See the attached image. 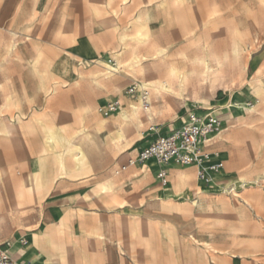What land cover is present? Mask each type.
Instances as JSON below:
<instances>
[{
	"label": "rangeland",
	"instance_id": "1",
	"mask_svg": "<svg viewBox=\"0 0 264 264\" xmlns=\"http://www.w3.org/2000/svg\"><path fill=\"white\" fill-rule=\"evenodd\" d=\"M136 19L149 24L144 42L133 39ZM132 55L147 57L143 74ZM100 59L118 68L109 74ZM169 66L185 72L183 83ZM133 82L148 83L149 91L135 115L126 109L131 101L140 105L137 92L126 93ZM261 83L264 0H0V240L52 228L53 243H43L34 258L48 264H264V92L255 95ZM115 99L118 111H97ZM235 100L247 103L243 112L220 109ZM120 110L130 126L119 140L96 134L99 152L90 163L71 167L57 182L26 181L44 153L36 117L70 138L100 123L113 132ZM191 112H213L231 131L213 146L224 161L217 183L255 181L239 184L234 197L197 181L194 166L170 167L167 191L156 172L146 165L140 172V149ZM7 120L18 123L10 134ZM44 172L51 176L50 161ZM182 189L188 200L178 210L156 200L162 191L181 202ZM102 220L111 221L109 235L119 247L103 241L104 228L90 235Z\"/></svg>",
	"mask_w": 264,
	"mask_h": 264
},
{
	"label": "bare ground",
	"instance_id": "2",
	"mask_svg": "<svg viewBox=\"0 0 264 264\" xmlns=\"http://www.w3.org/2000/svg\"><path fill=\"white\" fill-rule=\"evenodd\" d=\"M177 1L180 3L185 2V0H177ZM161 5H164V1L161 2ZM133 24H134L133 26H136V31H135V35H134L133 39L139 43L146 41V39H148L149 35H150L148 22L136 19L133 21ZM120 49L123 50L122 47ZM160 50H162V49L158 48L157 52ZM146 58H147L146 56H142V59L139 58L138 55L133 56V59H134L133 61L135 62L134 67L136 66V67L140 68L138 71L142 74H143V67H141V66L143 65V62H145L147 60ZM37 59L33 60V64L36 63ZM154 59H155V57H154ZM96 63L103 66L104 69L106 70V72L109 74L112 71H114L116 68H118L117 66H114V64H112L111 62L104 61L102 59L98 60V62L96 61ZM128 64H129V62H128ZM129 69L132 70L133 67L130 66ZM169 71L173 75V77H175L178 80V83L184 82V79H185V72L184 71H182V70H180L174 66H169ZM122 72L123 71H118L116 73L121 75ZM108 77H110V76H106L105 78H108ZM161 84H162V90L168 89L165 81ZM147 85H148V83H144V82H138V84H137V90H136L137 95H138L137 100L139 101L140 105H138L132 101L126 103V109H130L132 112V115H135L136 112H138L139 109H141V106L145 107V103H144L143 96H142V90L144 88H148ZM260 85H261V90L259 92H255L256 96H258L262 92H264V84L261 83ZM138 88H139V90H138ZM162 90H159V92H161ZM162 93L163 92H161L160 94H162ZM12 95L11 94L7 95V97H6L7 103H9L11 101ZM247 106H248L247 103H245L244 101L235 100V101H229L225 105H221L220 109L227 108L228 112H226V113L230 114V113H233V111L243 112ZM118 110H119V107L116 108L115 112ZM223 113H225V112H223ZM118 120H119V124H117V122H116L117 120L112 121V125L114 128L113 132L107 131L106 124L100 123L97 126L93 127V130H89L86 127H82L75 135L68 138L67 136L64 135L63 131L59 127H57V126H54L52 128L47 127L40 118L36 117V122L42 127V130H43V141H44L43 151H44V153L35 157V159L33 161V168L27 174L26 181L32 180L33 182H35V184L42 182L43 179L55 181L57 178H61L62 176H64L70 170L71 167L73 169H79L81 165H84V164L87 165L88 163L91 162L92 155L94 153L99 152V145H98V142L96 140V134H100L101 132H103L104 137H105L104 139L111 138V139H118L119 140L122 136L121 130L127 129L130 126L131 122H130L129 118L123 114L122 110H120V112L118 113ZM187 122H189V117H188V120L183 119V124L177 125L178 128L184 126ZM15 125H17V124L7 120L5 126H3L4 131L7 134L12 133L13 130L15 129ZM164 133H166V132H164ZM164 133H162V134H164ZM47 161L51 162L52 168H54V169L56 168L55 175H53L51 177H48L47 174L44 172V166H45V164H47ZM147 162L148 161H146L144 163H147ZM3 172L4 171L2 170V174H3ZM247 182H255V181H251L249 179H246L245 177L240 176V177H235L233 180L225 182L223 184H221V183L218 184L217 182H215L216 185L212 186V189L214 191H217L218 189H225L227 191L230 189V193H231L232 197H234L236 195L235 188H237L239 186V184L247 183ZM35 186H37V185H35ZM102 188H104V187H102ZM164 189L166 191L168 190L167 187ZM99 191H100V189L96 190L95 193L97 195H99V193H98ZM104 192H106V191H104ZM204 192H205V190H200V193L198 191H196L197 198H193L190 200L192 205L196 206L198 204V199L201 198V194H204ZM181 194H182V196H180L176 199V200H183L181 202H178V201L176 203L173 202L174 198L177 197L178 194H176V195L172 194L171 196L167 197L166 196L167 194H165L162 191L157 195L156 200H158V202L161 205H163L164 207H166L167 209H177L178 210L180 203L188 200L185 197V189H182ZM132 220L135 224L137 223L135 216H133ZM162 231H163V229H162ZM45 237L46 238H45L44 243L50 244L51 238H50L48 231L45 232ZM5 241L8 243L7 252H8V254H10L13 257V253L11 250L14 246V242L9 241V240H5ZM38 242H41L40 237L35 233L32 242H25L24 243V246L26 248V253L33 252L35 250V247H36L35 245ZM29 255H31V254H29ZM16 261H18V260H16ZM44 264H48V263L44 262Z\"/></svg>",
	"mask_w": 264,
	"mask_h": 264
},
{
	"label": "built area",
	"instance_id": "3",
	"mask_svg": "<svg viewBox=\"0 0 264 264\" xmlns=\"http://www.w3.org/2000/svg\"><path fill=\"white\" fill-rule=\"evenodd\" d=\"M137 84L131 83L126 93H136ZM143 100L148 104V88L142 90ZM120 105V100L115 99L99 106L97 111L108 116L114 113ZM224 131L222 122L216 118L213 112L203 115L190 113L189 122L184 126L171 128L164 134L157 135L138 152L137 162L145 165L146 161H155L158 166L157 179L161 186L168 183L167 166H195L196 178L206 185L218 182L217 175L224 165L222 157L216 158L218 154L212 149L213 144L220 138ZM216 158V159H215ZM128 165H133L134 160H128ZM125 166L122 167L124 169ZM21 240V239H20ZM8 243L0 240V264H24L16 261L7 252Z\"/></svg>",
	"mask_w": 264,
	"mask_h": 264
},
{
	"label": "crops",
	"instance_id": "4",
	"mask_svg": "<svg viewBox=\"0 0 264 264\" xmlns=\"http://www.w3.org/2000/svg\"><path fill=\"white\" fill-rule=\"evenodd\" d=\"M150 35H151V30H150ZM159 48H164V47H159ZM95 50H96V54H97V47H95ZM262 70H263V67L261 66ZM263 74V73H262ZM260 86V84H259ZM235 112H238V111H233V113ZM232 113V114H233ZM221 114H224L223 112ZM18 124V123H16ZM224 126V125H223ZM231 136V131H228L227 130V127L224 126V131L222 133V135L220 136V138L213 144V146L219 142H221L222 140L223 141H226V139H229V137ZM224 146H227V142H223ZM230 145V144H229ZM228 145V146H229ZM213 146H212V149H213ZM214 150V149H213ZM229 150H230V147H229ZM264 149H262V153H260L259 155H262L263 158H264ZM259 159V157H256V160ZM147 167H148V170H150L152 173L153 172H156V179H157V171H158V166H157V163L155 161H148L147 163H144ZM240 167H242V164L243 163H240ZM145 165L142 164V168H140V172H143L144 174H146L147 172L144 171V168H145ZM170 167H173V165H170V166H167V173L170 169ZM195 167V166H194ZM52 168V167H51ZM196 168V167H195ZM264 168V167H263ZM47 174V173H46ZM55 175V170L53 168V172L51 174V176ZM27 176V175H26ZM48 177H51L49 175H47ZM65 176V175H64ZM62 176V177H64ZM61 177V178H62ZM236 177H240V176H236ZM243 177V176H241ZM2 179V163L0 162V181ZM59 179V178H57ZM57 179L54 181V182H57ZM219 179V178H218ZM197 180V178H196ZM198 181V180H197ZM157 182H158V179H157ZM215 183V182H214ZM163 188H166V186H164ZM95 193V192H94ZM171 194V193H170ZM95 196H97V194L95 193ZM134 216V215H133ZM133 219V217H132ZM68 221L69 219L67 218L66 221H65V227L63 228V230H67L68 229ZM40 222L41 220L39 221V223L34 227V228H31L29 229V232L30 231H34V229H37L40 225ZM109 223H111V221H108V220H102L100 221V225L99 226H93L92 230H91V233L90 235L92 236H95L100 227L101 228H104V232L100 233L99 235H101V238L103 239L104 242H108V243H113V245L119 247L120 245L118 244V242H115L112 240V238L110 237L109 235ZM134 223V222H133ZM48 231L49 235H50V238H51V243H53V234H54V230L52 228L48 229V230H44L42 231V233H36V232H31V237L28 239H18V240H11L12 242H14V246L12 248V253H13V257L18 260V261H23L24 264H44V262L40 261V260H36L34 259L38 254V249L42 246V244L45 242V232ZM108 232V233H107ZM37 234L39 237H40V241L41 242H38L35 246V250L33 252H29V253H26V248L24 246V243L25 242H32L33 241V238H34V234ZM94 234V235H93ZM21 243V244H20ZM23 244V245H22ZM45 244V243H44ZM57 247L60 246V245H56ZM25 251V252H24ZM119 251L121 252V254H125V252L119 248ZM31 254V255H29ZM34 260V261H33Z\"/></svg>",
	"mask_w": 264,
	"mask_h": 264
}]
</instances>
